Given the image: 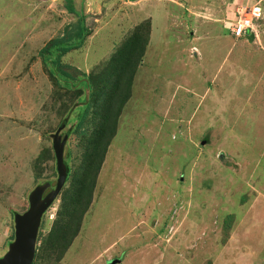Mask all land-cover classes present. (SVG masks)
Listing matches in <instances>:
<instances>
[{
    "label": "rangeland",
    "instance_id": "1",
    "mask_svg": "<svg viewBox=\"0 0 264 264\" xmlns=\"http://www.w3.org/2000/svg\"><path fill=\"white\" fill-rule=\"evenodd\" d=\"M223 2L0 0V258L30 193L55 190L52 135L63 124L60 194L73 186L97 113L92 104L79 131L87 91L75 83L93 77L103 89L111 56L134 37L147 42L145 54L80 230L58 260L59 195L40 220L32 264H264V108L232 120V111L196 104L202 82L179 85L196 63L195 39L218 26ZM79 18L82 45L55 65L73 84L68 93L42 56L74 35ZM41 153L48 158L37 169Z\"/></svg>",
    "mask_w": 264,
    "mask_h": 264
},
{
    "label": "trees",
    "instance_id": "2",
    "mask_svg": "<svg viewBox=\"0 0 264 264\" xmlns=\"http://www.w3.org/2000/svg\"><path fill=\"white\" fill-rule=\"evenodd\" d=\"M86 34V26L83 18H79L74 29V35L66 40L54 43L49 48V53L42 56L44 63H49V74L52 77L64 82L62 87L68 93L72 92L73 84L69 82L66 73L56 68L61 56L79 48ZM149 35V34H148ZM147 42L130 37L117 47L111 56L108 64L113 67L112 71L106 74L103 89L97 84L93 77L78 81L77 85L87 91L82 102L84 110L78 117V129L83 131L85 124L90 117L92 104L97 108L96 125L82 137L80 165L71 175L73 186L64 189L60 194L61 210L65 222L60 226L62 244L57 259H61L72 239L76 237L80 230L82 218L89 208L94 186L104 161L111 141L117 132V122L121 112L130 99L134 76L142 63ZM48 157L41 153L34 162V167L38 169L39 163ZM36 254V253H35ZM36 256V255H35Z\"/></svg>",
    "mask_w": 264,
    "mask_h": 264
},
{
    "label": "crops",
    "instance_id": "3",
    "mask_svg": "<svg viewBox=\"0 0 264 264\" xmlns=\"http://www.w3.org/2000/svg\"><path fill=\"white\" fill-rule=\"evenodd\" d=\"M254 4L261 9V19L254 31L235 37L231 33L236 20L235 10L242 5ZM219 9L218 26H210L211 31L206 28V34L195 39L196 63L189 66L179 85L195 88L197 80L202 82L203 92L198 94L196 90L201 97L196 99L197 105H208L216 114L232 111L234 116L229 112V119L243 120L264 108V0H225ZM230 11L234 12L233 17ZM228 137L238 141L230 134Z\"/></svg>",
    "mask_w": 264,
    "mask_h": 264
},
{
    "label": "water",
    "instance_id": "4",
    "mask_svg": "<svg viewBox=\"0 0 264 264\" xmlns=\"http://www.w3.org/2000/svg\"><path fill=\"white\" fill-rule=\"evenodd\" d=\"M64 127L65 124L52 135V148L58 177L55 190L44 198H42L43 187H37L30 193L28 209L22 214L14 215V241L9 245L8 252L0 258V264L33 263L40 220L56 197L60 195L66 177L62 155L64 143L68 136L66 134L63 140L59 137V133ZM108 264H113V262Z\"/></svg>",
    "mask_w": 264,
    "mask_h": 264
},
{
    "label": "built area",
    "instance_id": "5",
    "mask_svg": "<svg viewBox=\"0 0 264 264\" xmlns=\"http://www.w3.org/2000/svg\"><path fill=\"white\" fill-rule=\"evenodd\" d=\"M236 20L231 33L235 37L245 36L247 32L254 31L257 22L261 19L262 13L258 4L242 5L235 10Z\"/></svg>",
    "mask_w": 264,
    "mask_h": 264
}]
</instances>
